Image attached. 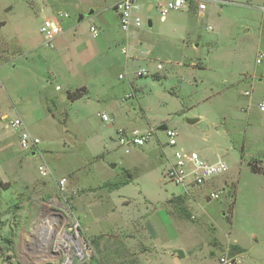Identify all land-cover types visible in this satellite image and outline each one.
Returning <instances> with one entry per match:
<instances>
[{
	"label": "rangeland",
	"instance_id": "374dc122",
	"mask_svg": "<svg viewBox=\"0 0 264 264\" xmlns=\"http://www.w3.org/2000/svg\"><path fill=\"white\" fill-rule=\"evenodd\" d=\"M224 1L207 2L201 22L186 9L171 10L164 20L155 8L142 11L141 30L127 42L128 55L134 58L126 60L121 53L125 33L107 0H69L76 10H64L69 17L61 18L64 31L52 47L45 46L39 33L49 13L48 8L39 10L49 2L0 0V23L5 22L0 26V264H42L35 231L42 221L53 225V232H69L76 213L63 220L45 207L58 195L62 177L72 211L77 195L87 194L83 199L89 200L84 209L93 234H86L77 219L78 233L92 249L87 264H129L139 251L151 248L142 223L144 210L137 212L136 203L123 204L118 197L135 196L140 189L155 205L147 218L156 229V241L163 247L187 245L185 232L175 231L168 212L173 207L166 202L172 194H183L163 176L172 154L165 146L166 123L176 130L178 147L213 159L224 155L228 161L224 180L230 198L236 181L240 184L239 238H245L250 208L259 210L257 217L264 223V175L248 166H264V112L259 110L264 103V0ZM192 6L197 9L196 3ZM81 14L83 19L77 21ZM91 24L99 26L97 36L90 33ZM187 39L195 44H182ZM147 47L153 50L148 58L140 55ZM259 57L261 62H255ZM157 63L163 69H157ZM143 69L150 74H135ZM154 75L167 76L154 80ZM56 83L60 90L54 88ZM80 85L87 87V96L68 101L64 92ZM102 113L113 122L102 120ZM15 117L21 120L18 128L9 126ZM186 118L198 121L191 124ZM132 121L147 125L153 135L147 147L125 152L111 138L112 126ZM24 129L40 138L30 151L19 146ZM38 166L47 173L41 174ZM126 172L136 175L133 184L110 196L107 192ZM91 192L101 198L93 200ZM229 197L210 203L197 200L195 206L208 225L193 229L204 257L194 249L178 262L216 264L207 239L213 232L225 241L228 225L223 213ZM258 254L264 255V242ZM164 260L174 264L169 256Z\"/></svg>",
	"mask_w": 264,
	"mask_h": 264
},
{
	"label": "crops",
	"instance_id": "0c3cea01",
	"mask_svg": "<svg viewBox=\"0 0 264 264\" xmlns=\"http://www.w3.org/2000/svg\"><path fill=\"white\" fill-rule=\"evenodd\" d=\"M22 1H29V0H22ZM45 1L49 2V3H45V4H48V7L46 5L45 6L43 5L39 11H44L45 9L48 8L47 10L49 13H47L46 17H44L43 20L54 19L58 22V24L61 28V33L59 35H57L54 39H52L48 43H46L44 41L45 46L52 47V44L56 41V39H58L63 34V31H64L63 26L61 24V18H68L69 17V13L67 11H64V10L65 9H68V10L69 9H75L76 10V7L74 5H72L69 2V0H52V1L45 0ZM107 1H108L107 6H109L113 10V12L115 14V19L118 22V14L114 10V4H115L116 0H107ZM157 1H163V0H138L136 2V6L133 10V16L138 17L141 20V26L139 28H135L129 32H125L119 26V28L125 33L126 46H125V44L121 46V53L125 55L126 60L134 58V57H131L130 55H128L127 42L129 41V38L131 36H133L134 34H137L141 30V27H142L141 13H142V11L148 12V11L153 10L154 7L151 6L150 3H155ZM209 1L225 2L224 0H208L207 2H209ZM147 3H148L147 8H145V5ZM192 5L186 10L188 12L195 14L198 21L201 22V20L203 19L204 15H205V10L207 9V3L205 5V8L202 11H198L197 9L193 10ZM262 10L264 13V5L262 6ZM168 12L165 13L162 18L158 13L159 19L164 20L165 17L167 16ZM91 13H94V10L90 11L89 14H91ZM79 16H82V18L79 19ZM79 16L77 18V21H80L83 19L82 14ZM148 20H150V22H151L150 26L148 25ZM148 20H147V25H148V27H151L153 25V22L151 19H148ZM41 23H40V25H41ZM4 24H5V22H1L0 26H2ZM118 24H119V22H118ZM40 25H39V27H40ZM93 25L96 26L98 29L97 34L93 35V36H97L100 33L99 26H97L95 24H91L89 26V31H90V27ZM209 29H211V26H209ZM90 33H91V31H90ZM186 37H187V34H186ZM196 39L199 40L198 38H196ZM123 42H124V40L121 41V43H123ZM182 44H185L187 46L188 44L193 45L195 43L191 42L187 39V40H183ZM199 44H200V41H197L195 46H198ZM123 48L125 49V51H123ZM151 54H153V50L149 49V47H147V49L144 53L142 51L140 53V55H145L146 57L151 55ZM261 56L262 55L260 54V57ZM255 62L260 63L261 60L258 62L255 59ZM157 64H161V63H157ZM182 64H183V61H182ZM160 69H163V65H161ZM143 70H145L146 74H140L139 75L138 72H140V71L136 72L135 74L137 76H140V77L141 76H147L148 74H150L148 70H146V69H143ZM154 73L162 74L158 71L154 72ZM45 76H46V74H45ZM166 76L165 75H163V76L154 75L153 79L154 80H160L162 78H166ZM122 77H123V75L119 74V78H122ZM56 80H57V77H56ZM80 86H83L82 88H85V91L83 92L81 97L74 99V100H70L67 98V92H69V91L65 90L66 91V92H64L65 98L70 102H74L80 98H84L85 96H87V93H88L87 87L85 85H80ZM80 86H76V87H80ZM54 88L56 90L61 89V87L57 83H56V85H54ZM246 92H245V94H249V92H247V93ZM130 98H134L136 100V102L139 103L136 94L130 95ZM44 104H45V102H44ZM259 104H260L259 110L263 111L260 109V106L262 105V103H259ZM263 105H264V103H263ZM45 107H46V105H45ZM139 107L142 108L141 105H139ZM46 110L48 111V113L52 117L56 116V114H53V112L51 111V109L48 106L46 107ZM142 110H143L142 114H144V109L142 108ZM102 115H105L107 117V119L104 120L102 118ZM100 116H101L102 120L106 121L107 123L113 122L111 120V118L108 117V115L105 113L100 114ZM2 117H3V119L7 118L6 114H3ZM15 118H13L12 120L9 121V124H10L9 126H11L13 128H18L20 126H13L11 124V122ZM67 118H68V116H67ZM187 119L188 118H186V120ZM196 119L198 121V118H196ZM166 126H168V128H169V125L167 123H166ZM112 127H113V129H112L111 138L112 137L114 138L113 140H115L114 142L116 143V146L118 148L120 146H118L117 142H116V131L119 128L138 129L139 131H142V132L150 131V136H149L147 142L144 144V145H146V147H147V145H149V140L153 135V133H151L152 129L150 127H148L145 124L139 125V124H137L136 121H132V123L127 122L126 124H122V125L118 124V125H114ZM21 131H23V130H21ZM175 132H176V130H175ZM19 135H20V133H19ZM19 135H18V142H19ZM34 137H37L39 139V143H40V138L38 136H34ZM176 140H177V132H176ZM39 143H38V145H39ZM19 146H20V143H19ZM143 146H141V147H143ZM165 146H166V144H165ZM141 147H139V148H141ZM20 148L23 149L21 146H20ZM178 148L182 149L180 147H178ZM123 149L125 152H129L130 149H132V148H128V149L123 148ZM169 150H171V149H169ZM182 150L185 152H197V151H186L184 149H182ZM197 153L204 160L209 161V162H214L218 158H223L227 164V169L222 175L218 176L217 178H215V179H213V180H211V181L207 182L206 184L199 186V187H190V186L183 187L180 185H176L172 182L175 186H178L183 190V194H178V195L172 194L171 197L166 200V202L173 207L172 208L173 211H168V212H169V218L175 224V231H178V232L184 231L186 237L189 240L188 244L185 245L184 247H180V246L163 247L161 242L158 243V241H156V236H157L156 229L154 228L152 223H150V220L147 218L149 212L155 210V205L153 204V202L150 199H148L146 197V195L143 193L142 189L138 190V192L135 194V196H129V195L123 194V193L118 195V197H120L123 204H124V201L130 200V202L136 203V206L138 207L137 212L138 211L142 212V210H144L145 214L143 215V218H142L143 222L142 223L145 224L146 230L145 229L144 230L148 235L147 239H150L149 243L152 244V246L149 250L139 251L137 258L135 260L131 261L129 264H164V262H165L164 259L167 256L170 257L172 263L182 264V263L178 262L177 259L178 258H185L186 253H193L194 249H198V254H200L201 257H204L203 253H202V248L200 247L199 243L197 242V235L193 232V229H195V230L201 229L200 223H203L205 227H208V225H207V223H205V221H203L202 217H200L202 215L198 211L199 208H197L195 205L198 203L197 200L200 197L206 203H210L211 201L221 200L222 197H226V196L229 197L228 190L230 189V187H229V185H227V183L224 180L225 175L229 171V164H228V161L226 160V158L224 157V155H218L215 159H213L212 157H209L205 154L201 155L199 152H197ZM111 165L112 164H110V167H112ZM113 165L115 167V164H113ZM262 167L264 168V166H262ZM249 169H250V167H249ZM253 173H255V172H253ZM259 174H262V173H259ZM262 175H264V174H262ZM125 176L126 177L123 181L113 183L115 186L111 189V191L107 192L108 194L110 193V196L112 193L121 192L124 187H126L130 184H133L134 178L136 175H132L130 172H126ZM60 179H63V177ZM167 182H171V181L167 180ZM65 183H66V179H65V182L63 185V192H64V195L66 196V194H65L66 193L65 192ZM56 188H57L58 193H59V184L58 183L56 185ZM239 190H240V184L238 183V180H237L235 185H234L233 195L231 196V198L229 197L228 202H226V210L223 213L224 218L226 220V223L228 225L225 241L219 240L215 235H213L214 234L213 232H210L209 237L207 239V250H209L210 256L215 257V254H216V256H217L216 257V264H218L219 258L224 253L228 254L231 257H234V263L233 264H264V255L259 258V254H258L259 253V244L264 242V223L261 220H259V218L257 217V213H259V210L257 208H255V209L250 208L249 215L245 216V219H246V222H245L246 223V229L244 230L245 231V238L241 239L238 236V228L236 226V223L239 221L238 220V214H239V212H238L239 204L238 203L239 202L237 199V195L239 193ZM211 192L217 193V197L210 198L208 196V194ZM91 194L93 195V200H97L98 198H101V196H99L98 198L96 196H94V192H91ZM86 195H83V196L85 197ZM83 196L77 195L75 197L76 209L75 210L73 209V213H76L77 216L74 214L75 217L76 218L78 217L82 221V225L84 226L85 233L86 234H88V233L93 234L91 227H89L90 221L88 222V220H87L88 216H87L85 209H84V207L86 205L88 206L89 200L88 201L84 200ZM52 197H55V196H52ZM45 207H46V209L48 208V206H45ZM155 219H156V222L158 223V225H160L159 219L157 217H155ZM248 220H249V222H247ZM172 230H174V228ZM143 235H145V234H143ZM165 235L167 237L168 235H171V232L169 231L168 234L166 233ZM142 238L145 241V238L144 237H142ZM178 252H181L182 255H179ZM183 264H192V260L189 259V261H186Z\"/></svg>",
	"mask_w": 264,
	"mask_h": 264
},
{
	"label": "built area",
	"instance_id": "2783aa9c",
	"mask_svg": "<svg viewBox=\"0 0 264 264\" xmlns=\"http://www.w3.org/2000/svg\"><path fill=\"white\" fill-rule=\"evenodd\" d=\"M52 1V0H50ZM138 0H116L114 10L118 14V22L120 28L129 32L132 29L141 26V20L133 16V10ZM208 0H163L155 3H150L161 16L170 10L188 9L193 3L197 4L198 11H202ZM148 3L145 5L147 8ZM90 31L92 35H96L98 29L96 26H91ZM39 33L46 43L50 42L57 35L61 33V28L58 22L54 19H45L39 27ZM123 51L125 49L123 48ZM260 61V57L257 58ZM157 69L161 68V64H157ZM138 74H146L145 70L138 72ZM247 93V92H246ZM264 111V105L260 106ZM104 120L107 119L102 115ZM11 124L13 126H20L21 120L15 118ZM166 146L172 150L171 158L168 159V165L163 172V176L176 185L183 187H199L207 182L222 175L226 169L227 164L223 158H218L214 162L204 160L197 152H185L177 147L176 132L172 128H165ZM150 136V131H139L138 129L119 128L116 131L117 145L125 149L139 148L143 146ZM20 146L24 150L34 149L39 139L32 136L27 130H23L19 135ZM41 174L47 173L44 166H38ZM65 179H60L59 193L55 197L49 198L47 206L49 211L57 217L66 220V217L73 214L71 206L67 204L66 196L63 192V185ZM210 198L217 197V193L211 192L208 194ZM79 222L77 219L73 222V226L69 228V232L61 230L53 232L52 225L48 222L42 221L36 231V236H39L38 244L43 249V255L40 256L39 262L44 264L49 262L51 264H87L92 255V249L89 242L85 240L78 233ZM36 237V239H37ZM45 242V243H44ZM234 257L228 254H222L219 258L218 264H233Z\"/></svg>",
	"mask_w": 264,
	"mask_h": 264
},
{
	"label": "trees",
	"instance_id": "16d2710c",
	"mask_svg": "<svg viewBox=\"0 0 264 264\" xmlns=\"http://www.w3.org/2000/svg\"><path fill=\"white\" fill-rule=\"evenodd\" d=\"M85 91V88L77 89L74 92H67V98L70 100L77 99L82 96L83 92ZM248 166L250 167V170L255 173H262L264 174V168L253 163H248ZM130 177V176H129Z\"/></svg>",
	"mask_w": 264,
	"mask_h": 264
},
{
	"label": "water",
	"instance_id": "95a60500",
	"mask_svg": "<svg viewBox=\"0 0 264 264\" xmlns=\"http://www.w3.org/2000/svg\"><path fill=\"white\" fill-rule=\"evenodd\" d=\"M82 18V16H79V19H81ZM148 25L150 26L151 25V22H150V20H148ZM188 123H195L196 121H197V119L196 118H188L187 120H186ZM112 167H114V165L112 164L111 165ZM178 254L179 255H182V253L181 252H178Z\"/></svg>",
	"mask_w": 264,
	"mask_h": 264
},
{
	"label": "bare ground",
	"instance_id": "6f19581e",
	"mask_svg": "<svg viewBox=\"0 0 264 264\" xmlns=\"http://www.w3.org/2000/svg\"><path fill=\"white\" fill-rule=\"evenodd\" d=\"M53 226V225H52ZM56 231V230H55ZM57 232V231H56Z\"/></svg>",
	"mask_w": 264,
	"mask_h": 264
}]
</instances>
